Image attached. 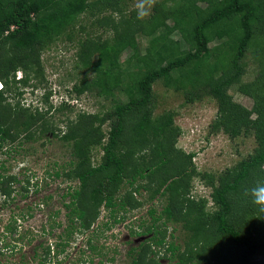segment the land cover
<instances>
[{
	"label": "trees",
	"instance_id": "trees-1",
	"mask_svg": "<svg viewBox=\"0 0 264 264\" xmlns=\"http://www.w3.org/2000/svg\"><path fill=\"white\" fill-rule=\"evenodd\" d=\"M121 1L0 0V151L17 141L36 142L51 133L69 146L71 157L58 165L54 177L76 183L65 185L59 194L65 223L58 219L61 208L50 213V231L62 228L53 248L46 244L39 254L40 244L35 245L34 257L42 264H63L67 248L78 235L86 237L91 251L101 254V248L93 244L99 234L95 233L141 207L144 202L138 195L146 191L148 200L159 196L165 201L159 213L154 206L147 209L150 219L138 225L142 230L130 228L131 233L147 237L129 247L127 264H158L160 256L152 247L163 245L161 255L174 264H264L256 261L264 252V204L257 203L251 192L264 184V76L239 86L253 100L250 109L228 93L240 82L241 60L249 47L258 50L264 69V0H162L145 19L138 18L135 11L126 14ZM92 7H96L97 24L107 26L112 34L102 40H83L78 58L85 75L72 90L102 96L111 104L102 112L75 113L67 118L65 130L57 132L49 112L53 107L54 112H72L70 101L62 96L53 106L49 90L40 99L49 103L46 109L25 106L21 87L34 79L32 90L46 83L41 50ZM175 33L178 38L173 37ZM139 35L148 38L143 53L136 41ZM215 39L221 42L211 49L209 43ZM126 48L131 54L123 66L119 55ZM19 69L23 76L16 78ZM156 81L184 92L187 101L203 96L215 99L212 131L220 129L233 138L247 133L255 139L253 151L216 178L200 174L211 187L214 210H207L206 198L190 194L197 173L194 153L176 147L179 128L173 124V113L153 116L152 85ZM118 91L126 95L124 100L117 96ZM11 92L13 98L18 97L16 101L9 100ZM47 139L44 144L51 140ZM96 148L102 154L94 164L91 155ZM23 185L0 160V202L10 203L18 195L26 198L28 185ZM51 198V194L44 196L37 206H48ZM102 208L109 217L97 223ZM170 224H179L187 233L182 251L173 239L166 240L165 229ZM5 228L10 234L17 231L15 217ZM87 231L93 235L85 236ZM2 239L0 236V243ZM5 247L0 246V253ZM78 260L81 264L92 261L86 257ZM96 264H103L102 259Z\"/></svg>",
	"mask_w": 264,
	"mask_h": 264
},
{
	"label": "rangeland",
	"instance_id": "rangeland-1",
	"mask_svg": "<svg viewBox=\"0 0 264 264\" xmlns=\"http://www.w3.org/2000/svg\"><path fill=\"white\" fill-rule=\"evenodd\" d=\"M162 0H143L145 7L148 9V15H151L153 5ZM141 0H122L121 6L126 14L132 11L138 13V4ZM204 6V3H200ZM96 7L80 14V16L70 24L64 33L56 37L51 44L44 47L40 52V59L44 69L46 83L38 84L34 90L31 86L36 80L29 82V85L23 86L17 83L23 90L20 96L21 102L26 106L39 105L42 109H46L49 105L42 100L44 92L51 90L49 101L53 106H56L61 97L70 101L73 106V111L68 113L54 112L53 108L49 112L55 128L65 130L67 118L72 119L77 112H102L107 109L111 101L102 96H97L89 92L76 94L72 87L79 83L80 79L85 75V68H82L78 58L80 45L85 38L95 40L96 38L105 39L112 33L107 26H101L96 21ZM108 14V12H106ZM102 15V13H101ZM174 38L178 35L173 34ZM223 37L222 40H224ZM138 48L143 53L148 43V38L139 35L136 36ZM220 40H213L209 43L211 49H216ZM7 46V45H6ZM131 54V49H124L119 55V61L125 65V60ZM258 50L249 47L241 60L243 73L238 84L232 85L228 93L232 96L235 102L250 109L253 105L252 98L240 90V84H246L253 81L257 76H264V69L260 66L258 60ZM87 76L92 77L93 73L86 72ZM23 71L17 70L16 78L22 77ZM13 88V84H11ZM153 99V116H158L164 112L173 113V124L179 128V133L176 136V147L184 150L186 153L193 152L192 162L196 169V174L191 181L190 194L194 198L199 197L207 199V210H214L209 193L211 187L208 185L205 178L200 177L202 173H208L215 178L225 169L234 165L238 160L247 156L255 147V139L253 135L240 133L236 137H230L222 130L212 131L210 125L215 118L217 111V102L209 96H203L200 99L187 101L186 95L182 91H176L172 87H166L161 81H156L152 85ZM14 92L9 96L10 101H16L18 97L13 98ZM117 96L124 100L126 95L123 92H117ZM107 129V125H104ZM44 144L45 140H48ZM43 142V144H42ZM69 146L62 143L51 133H47L41 137L39 141H23L22 143L15 142L0 151V160H4V165L8 169V173H16L20 180L24 181L23 186L28 185V196L20 198L17 196L10 203L2 204L0 202V236L3 238L0 246L5 245L0 253V264H42L36 256L34 257V246L39 245L37 252L41 254V249L46 244H50L53 248L55 236L61 232V227H55L52 232L49 227L50 213L55 208H61L59 220L64 224L65 220L64 209L61 207V199L59 194L62 193V188L75 181L65 182L62 178L54 177V171L71 160L69 154ZM102 151L99 148L92 150L91 160L94 164L98 163ZM264 167V166H263ZM28 179V184L26 183ZM16 188H20L16 185ZM52 195L48 206L38 205L39 200L46 195ZM138 197L143 200V205L126 213V217L121 222H116L109 228L102 226L97 231L98 236L93 240V244L99 246L102 250L101 254H97L90 250L86 245V237L84 235L76 236L75 240L71 241L66 252L67 255L63 264H81L79 258L92 261H86L85 264H96L100 258L103 264H127V250L131 245L138 246L147 235H136L131 233L133 230H142L139 224H147L149 216L147 209L154 206L158 209L157 213L162 208V203L165 201L163 197H155L153 200H148V193L142 191ZM2 198V197H1ZM51 210V211H50ZM29 213H28V212ZM50 211V212H49ZM31 214V215H30ZM16 219L17 231L10 234L6 232V225ZM107 210L102 208L101 214L97 223L108 220ZM112 221V219H111ZM96 223V224H97ZM96 224L94 226H96ZM175 226V229L173 230ZM166 240L173 239L180 247V251L184 248V240L187 239V233L179 224H170L166 227ZM94 230V229H93ZM94 234V235H95ZM173 234V237L171 236ZM93 233L87 231L85 236H92ZM157 250L158 264H174L173 260L164 257L166 245L153 246ZM159 251V252H158ZM65 252V253H66ZM64 253V254H65ZM169 254V252H168ZM52 255V253H51ZM63 258V255H59ZM113 258V261H108V258ZM156 257V255H155ZM264 261V252L256 257V261ZM44 264V263H43ZM206 264V263H203Z\"/></svg>",
	"mask_w": 264,
	"mask_h": 264
},
{
	"label": "clouds",
	"instance_id": "clouds-1",
	"mask_svg": "<svg viewBox=\"0 0 264 264\" xmlns=\"http://www.w3.org/2000/svg\"><path fill=\"white\" fill-rule=\"evenodd\" d=\"M138 18H143L148 15V9L145 7V3L141 0V3L138 4ZM1 83V81H0ZM0 88H2V83ZM252 195L255 197L256 202L260 204H264V184H260L257 187L251 189Z\"/></svg>",
	"mask_w": 264,
	"mask_h": 264
},
{
	"label": "built area",
	"instance_id": "built-area-1",
	"mask_svg": "<svg viewBox=\"0 0 264 264\" xmlns=\"http://www.w3.org/2000/svg\"><path fill=\"white\" fill-rule=\"evenodd\" d=\"M0 86H1V83H0Z\"/></svg>",
	"mask_w": 264,
	"mask_h": 264
}]
</instances>
